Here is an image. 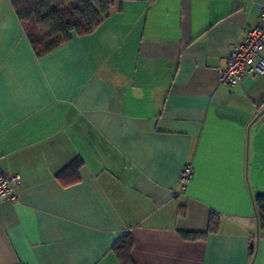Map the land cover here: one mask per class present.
<instances>
[{"label": "crops", "instance_id": "obj_1", "mask_svg": "<svg viewBox=\"0 0 264 264\" xmlns=\"http://www.w3.org/2000/svg\"><path fill=\"white\" fill-rule=\"evenodd\" d=\"M263 3L126 1L38 56L0 0V264H120L127 234L134 264H264V76L218 77Z\"/></svg>", "mask_w": 264, "mask_h": 264}, {"label": "trees", "instance_id": "obj_2", "mask_svg": "<svg viewBox=\"0 0 264 264\" xmlns=\"http://www.w3.org/2000/svg\"><path fill=\"white\" fill-rule=\"evenodd\" d=\"M23 22L27 36L38 56L45 55L71 39L73 33L86 35L92 33L112 12H119L126 1L118 0H12ZM32 24V28H30ZM30 25V26H29ZM52 27V35H44V29ZM80 160H75L68 170L77 171ZM258 217V234L264 233V196L254 199ZM219 221L211 215L209 233H216ZM187 240H197L201 235L183 233ZM134 240L131 234L123 236L112 248L120 264H134L132 253ZM253 252L251 249V256Z\"/></svg>", "mask_w": 264, "mask_h": 264}, {"label": "built area", "instance_id": "obj_3", "mask_svg": "<svg viewBox=\"0 0 264 264\" xmlns=\"http://www.w3.org/2000/svg\"><path fill=\"white\" fill-rule=\"evenodd\" d=\"M264 76V3L261 7L259 23L249 30L244 38L235 43L218 69L222 84L233 85L249 77ZM194 176L190 163L184 168L180 177V187L184 189ZM21 177L17 174H6L0 167V200L15 204L19 202ZM175 197L179 193L174 194Z\"/></svg>", "mask_w": 264, "mask_h": 264}, {"label": "rangeland", "instance_id": "obj_4", "mask_svg": "<svg viewBox=\"0 0 264 264\" xmlns=\"http://www.w3.org/2000/svg\"><path fill=\"white\" fill-rule=\"evenodd\" d=\"M113 1V3H115V4H117V2H118V0H112ZM30 26V25H29ZM33 26H32V24H31V26H30V28H32ZM54 31V28H52V27H48V28H46V29H44V35H46V36H48V35H52L51 33Z\"/></svg>", "mask_w": 264, "mask_h": 264}]
</instances>
